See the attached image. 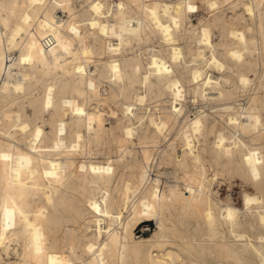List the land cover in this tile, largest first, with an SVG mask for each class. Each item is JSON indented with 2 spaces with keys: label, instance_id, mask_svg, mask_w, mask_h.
Segmentation results:
<instances>
[{
  "label": "bare ground",
  "instance_id": "6f19581e",
  "mask_svg": "<svg viewBox=\"0 0 264 264\" xmlns=\"http://www.w3.org/2000/svg\"><path fill=\"white\" fill-rule=\"evenodd\" d=\"M226 176L253 186L242 207L214 189ZM10 253L264 264V0H0V264Z\"/></svg>",
  "mask_w": 264,
  "mask_h": 264
},
{
  "label": "rangeland",
  "instance_id": "374dc122",
  "mask_svg": "<svg viewBox=\"0 0 264 264\" xmlns=\"http://www.w3.org/2000/svg\"><path fill=\"white\" fill-rule=\"evenodd\" d=\"M86 4V3H85ZM82 10H84L83 6L79 3L78 4V11L82 12ZM193 21L197 22V18L195 16H193ZM75 45L77 46V42H75ZM44 83V80H41L40 82V87L42 86L41 84ZM104 87H108V83L107 82H102L100 83V88L101 91H103ZM111 105L114 106V104L111 102ZM106 108V106H104ZM107 109V108H106ZM26 110L29 114L32 115L33 113V108L31 105H26ZM45 118H47V116L45 115ZM39 124H41V122H39ZM47 130L49 129V127L46 128ZM113 149V145L111 144H106V145H99L98 150L101 151H105L106 153H103L100 155V159L101 160H106V157L108 156V151L110 152V154H112L113 157L116 156V153ZM171 165V164H170ZM167 166H161V173H160V178L164 181H172L173 180V175L174 173H176V170H174L173 166L171 165ZM230 177L226 176L224 180H222L219 184H214V189L215 186L216 188H219L220 191V197L222 199H226V197L230 194L232 197V200L234 201V203H236V205L238 207H242L243 204V199H242V193H243V189H246L250 192L254 191L253 186H250V184H247L245 182L242 181V179L239 176H233L229 179ZM244 183V184H243ZM156 221L155 220H147L142 222L136 229H135V233L137 235H149L150 233H152L155 229H156ZM11 249L13 250V252L16 253H21V249L16 245L15 241H11ZM6 258V264L15 260L16 259V255L13 253H10L9 255L5 256Z\"/></svg>",
  "mask_w": 264,
  "mask_h": 264
},
{
  "label": "snow or ice",
  "instance_id": "6c2138e0",
  "mask_svg": "<svg viewBox=\"0 0 264 264\" xmlns=\"http://www.w3.org/2000/svg\"><path fill=\"white\" fill-rule=\"evenodd\" d=\"M189 11H195V9L190 7V8H189Z\"/></svg>",
  "mask_w": 264,
  "mask_h": 264
}]
</instances>
